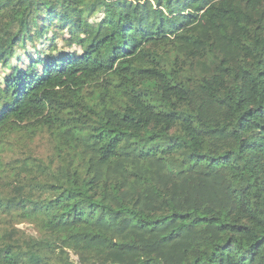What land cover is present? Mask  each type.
I'll return each mask as SVG.
<instances>
[{
  "label": "trees",
  "instance_id": "trees-1",
  "mask_svg": "<svg viewBox=\"0 0 264 264\" xmlns=\"http://www.w3.org/2000/svg\"><path fill=\"white\" fill-rule=\"evenodd\" d=\"M214 1L0 0V264H264V0Z\"/></svg>",
  "mask_w": 264,
  "mask_h": 264
},
{
  "label": "rangeland",
  "instance_id": "rangeland-1",
  "mask_svg": "<svg viewBox=\"0 0 264 264\" xmlns=\"http://www.w3.org/2000/svg\"><path fill=\"white\" fill-rule=\"evenodd\" d=\"M235 1L236 0H216L206 8L207 16L211 20L216 22L224 30V32L228 31L227 27L225 26V22H224L226 14H227V10L234 4ZM246 1L252 7H256V6L260 5L262 2V0H246ZM238 16L242 20L245 19L244 16L241 15V13H239ZM52 34H53V27H48L44 36L51 37ZM42 40H46V38L44 37V38L38 40L35 43V45H30V44L26 45L27 50L31 54H33L34 50L36 48H39V47L45 48V46L42 45V42H41ZM45 42L48 43L47 40ZM58 43H59V47L64 46L63 44H61L60 41ZM65 48L71 49V48H68L67 46ZM22 51H23V49L19 45L17 48H15L14 54L12 55L10 62L8 61L4 65H0V80H2V78L8 73L6 67L10 63L17 64V65H23V66L27 65V63H28L27 57ZM89 79L90 78H88L83 73L69 74L68 72H64L60 77L52 80V84L60 85V84H64L67 82L88 81ZM13 141H14L13 145H29L31 147V149H33L34 152H36L37 154H43L44 151L46 150L47 145H48V142H47V139L45 138V136H38V137L32 139V141H27V142L25 141V139L13 140ZM7 152L9 153L8 155L11 156V152L10 151H7ZM7 223H8L7 220L6 221H3V220L0 221V225H3V224L7 225ZM15 226L24 230L27 234H31V235L37 234V230L30 223L21 222V223H16Z\"/></svg>",
  "mask_w": 264,
  "mask_h": 264
}]
</instances>
